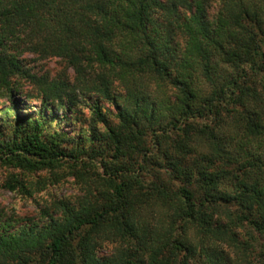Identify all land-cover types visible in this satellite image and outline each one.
<instances>
[{
  "label": "trees",
  "instance_id": "trees-1",
  "mask_svg": "<svg viewBox=\"0 0 264 264\" xmlns=\"http://www.w3.org/2000/svg\"><path fill=\"white\" fill-rule=\"evenodd\" d=\"M210 1L0 0L12 126L0 162L49 174L63 162L80 192L54 201L59 214L39 228L0 234V264H264V0H218L211 19ZM29 55L59 58L71 76L31 74ZM21 80L56 111L94 99L105 133L93 135L108 147L48 138L14 109ZM57 180L7 187L32 196ZM223 206L237 211L221 218Z\"/></svg>",
  "mask_w": 264,
  "mask_h": 264
},
{
  "label": "rangeland",
  "instance_id": "rangeland-1",
  "mask_svg": "<svg viewBox=\"0 0 264 264\" xmlns=\"http://www.w3.org/2000/svg\"><path fill=\"white\" fill-rule=\"evenodd\" d=\"M218 7V0L210 1L207 10L210 19L216 15ZM26 65L31 74L39 77L47 76L50 80L56 78L64 70L68 76H71V69L66 68L65 62L59 58L39 60L29 55L26 56ZM20 84L21 88L17 94L18 102L14 109L18 110L24 116L29 115L31 118H38L43 121V133L49 136L48 138L54 137L55 139H60L62 146L68 149L81 147H84L85 150H88L90 147L99 149V146L102 144L101 148L108 147L105 141L102 142L101 139H95L97 134L101 135L105 133V129L102 123L99 121L94 122V118L91 116V106L94 99H91V101H79L73 110L68 113L60 112L55 110V105L52 103H43L36 87L30 85L27 80H21ZM7 105L6 99L0 98V120H2L0 137L10 136L12 131V126L7 123L8 114L5 115ZM99 105L105 114L106 120L113 125H117L113 106L105 101H100ZM60 120L62 122H59ZM91 128H93L92 132ZM97 155L99 156L98 161L109 162L111 160V152L110 154L101 155L99 153ZM100 172L102 173V171ZM72 174V171L63 162L59 164L55 172L50 174L48 170L28 173L0 162V234L17 233L30 227L39 228L48 222L47 218L42 216L46 211L53 213V216L58 215L59 213L55 212L56 206L54 201H67L69 198L80 194L79 184L76 182V177ZM15 178L20 182L22 180L34 182L39 178L45 182L50 180V178L52 180L58 178V180L57 182L54 181L55 183L53 184L52 182L49 184L46 183V187L40 191L35 189V193L29 196L26 190L20 186H17L13 190L7 187L8 182ZM217 210V215L221 218V215L226 216L228 214L227 211H232V215L233 212L237 211V209L224 206ZM252 232L249 227H246L241 229L240 235L242 239L245 238L246 240ZM260 238L263 237L260 236ZM262 246L263 244L260 245L258 243V247L254 250L255 256H260L264 248ZM111 249V245H107L101 253L107 255Z\"/></svg>",
  "mask_w": 264,
  "mask_h": 264
}]
</instances>
